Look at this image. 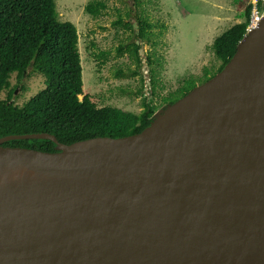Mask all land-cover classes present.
Listing matches in <instances>:
<instances>
[{
  "label": "water",
  "instance_id": "95a60500",
  "mask_svg": "<svg viewBox=\"0 0 264 264\" xmlns=\"http://www.w3.org/2000/svg\"><path fill=\"white\" fill-rule=\"evenodd\" d=\"M264 17L142 132L74 149L0 138V162L80 181L0 194V264H264ZM47 140L54 152L6 147Z\"/></svg>",
  "mask_w": 264,
  "mask_h": 264
},
{
  "label": "trees",
  "instance_id": "16d2710c",
  "mask_svg": "<svg viewBox=\"0 0 264 264\" xmlns=\"http://www.w3.org/2000/svg\"><path fill=\"white\" fill-rule=\"evenodd\" d=\"M257 7H261L259 0ZM252 8L248 5L243 21L223 32L208 48L218 63L216 67L204 68L201 77L184 80L157 101L142 98V111L132 114L113 107L97 108L87 96L79 99L83 84L78 34L73 24L59 21L55 0H0V94L6 93V98L0 99V138L46 133L71 146L142 132L159 111L212 79L229 63L245 37ZM104 9L102 3H93L85 12L98 17ZM142 22L147 30L152 28L147 21ZM139 38L148 41L144 29H140ZM138 51V45L128 49L129 57L140 66ZM29 70L44 78V89L19 106L12 101L15 88L10 79L13 75L23 78ZM4 146L55 151V144L47 140H18Z\"/></svg>",
  "mask_w": 264,
  "mask_h": 264
},
{
  "label": "rangeland",
  "instance_id": "374dc122",
  "mask_svg": "<svg viewBox=\"0 0 264 264\" xmlns=\"http://www.w3.org/2000/svg\"><path fill=\"white\" fill-rule=\"evenodd\" d=\"M256 0H55L59 21L76 27L82 67V96L97 108L113 107L139 114L141 99L157 101L181 83L217 66L208 50L213 41L244 19ZM102 3L100 16L85 12ZM152 26L147 30L142 24ZM140 29L148 41L139 38ZM138 45L140 66L128 49ZM104 54L105 57H99ZM12 101L23 105L44 89V78L27 71L13 75ZM141 94H138L139 92ZM6 93L0 94L5 99ZM163 114L159 111L155 118Z\"/></svg>",
  "mask_w": 264,
  "mask_h": 264
},
{
  "label": "bare ground",
  "instance_id": "6f19581e",
  "mask_svg": "<svg viewBox=\"0 0 264 264\" xmlns=\"http://www.w3.org/2000/svg\"><path fill=\"white\" fill-rule=\"evenodd\" d=\"M264 49V35L254 37L245 41L239 48L236 59H241L243 54H258ZM180 105L172 107L164 112L158 121L169 116L179 109ZM97 141L85 142L74 146V149H86L97 145ZM80 181L66 177L52 176L41 173L31 166H17L7 162H0V194L16 193L19 191H29L32 189H48L53 186H62L66 183Z\"/></svg>",
  "mask_w": 264,
  "mask_h": 264
},
{
  "label": "built area",
  "instance_id": "2783aa9c",
  "mask_svg": "<svg viewBox=\"0 0 264 264\" xmlns=\"http://www.w3.org/2000/svg\"><path fill=\"white\" fill-rule=\"evenodd\" d=\"M261 2V7H257V0L253 4L251 16H250V23L246 29L245 35L250 33L253 29H255L258 25V23L263 19L264 17V0H259Z\"/></svg>",
  "mask_w": 264,
  "mask_h": 264
}]
</instances>
